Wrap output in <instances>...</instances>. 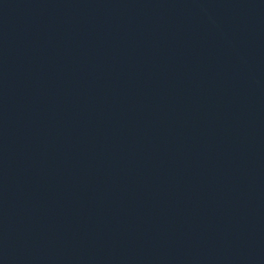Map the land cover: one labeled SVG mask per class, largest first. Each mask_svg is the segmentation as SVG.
Wrapping results in <instances>:
<instances>
[{"label":"water","instance_id":"1","mask_svg":"<svg viewBox=\"0 0 264 264\" xmlns=\"http://www.w3.org/2000/svg\"><path fill=\"white\" fill-rule=\"evenodd\" d=\"M0 264H264V0H0Z\"/></svg>","mask_w":264,"mask_h":264}]
</instances>
